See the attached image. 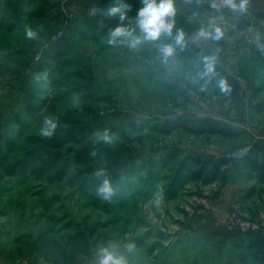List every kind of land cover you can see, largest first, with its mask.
I'll return each mask as SVG.
<instances>
[{"label":"rangeland","instance_id":"rangeland-1","mask_svg":"<svg viewBox=\"0 0 264 264\" xmlns=\"http://www.w3.org/2000/svg\"><path fill=\"white\" fill-rule=\"evenodd\" d=\"M127 2L125 24L134 28L140 0ZM210 2L176 0V28L187 48L165 64L156 42L135 49L106 43L118 19L89 11L119 0H0V264H96L109 243L118 253L134 243L130 264L264 258V248L248 246L255 234L229 225L235 216L264 228V183L249 180L247 162L239 160L264 147V54L251 42L257 33L264 42V0H250L243 15ZM42 6L52 7L45 17L36 14ZM213 22L223 36L204 40L198 33ZM25 25L39 30L38 40L25 39ZM61 38L66 44L56 55L52 47ZM205 56L236 78L239 104L201 78ZM42 72L47 80L38 83ZM47 115L58 117L59 127L46 139L38 130ZM175 117L206 119L239 137L140 128ZM104 128L113 143L95 141L93 133ZM185 153L226 157L228 179L189 184L167 198ZM100 168L116 190L109 201L95 193Z\"/></svg>","mask_w":264,"mask_h":264},{"label":"clouds","instance_id":"clouds-1","mask_svg":"<svg viewBox=\"0 0 264 264\" xmlns=\"http://www.w3.org/2000/svg\"><path fill=\"white\" fill-rule=\"evenodd\" d=\"M186 2H191V0H186ZM197 2L199 3V0ZM249 2L250 0H211L210 7L217 11L226 7L233 13L243 15L247 12ZM140 4L141 7L136 11L134 28L125 24V21L128 20L129 12L132 11V6L127 0H119V3L106 9L93 5L89 11V15L95 17L99 14L118 19V25L111 28L107 33L106 43L108 45L127 44L128 47L135 49L145 42H156L163 62L167 64L169 58L176 53L177 48L181 51L187 48L185 32L182 29L176 28V0H140ZM174 28H176V31L173 36ZM137 29L139 30V34H137ZM23 34L25 39L29 41L39 39V30L34 29L31 25L24 26ZM198 35L204 40H219L223 36V30L213 22L210 23L208 29L202 28ZM162 36L172 38L173 42H161ZM251 42L264 54V42H262L260 33H257ZM203 59L205 67L201 78L207 77L210 80L216 74V58L214 56H205ZM47 75V72L38 73L34 79L38 83L42 80L46 81ZM77 106L82 107L80 104H77ZM58 127V117L54 115L44 116L38 130V135L46 139L51 138L56 133ZM93 136L97 143L111 144L115 140V135L108 128L97 130L93 133ZM92 155H95V153H92ZM94 175L99 180L95 188L96 195L102 200H111L116 194V190L107 175L106 169L100 168ZM157 203H159V198L157 199ZM116 247V245L109 243L99 248L96 264H130L126 254L132 253L136 245L134 243H125L123 245V252L120 253L113 250Z\"/></svg>","mask_w":264,"mask_h":264},{"label":"trees","instance_id":"trees-1","mask_svg":"<svg viewBox=\"0 0 264 264\" xmlns=\"http://www.w3.org/2000/svg\"><path fill=\"white\" fill-rule=\"evenodd\" d=\"M52 8V7H50ZM49 7L42 6L36 10L39 17H45L51 10ZM106 26H110L106 23ZM66 44L65 38H61L55 46L52 47L56 55H60ZM215 76L208 83L216 89L221 90L223 95L233 100L236 104L240 102V86L235 77L225 73L215 65ZM157 121L155 124H141L140 128L149 132L168 136L173 132L182 131L188 135L199 137L202 135L220 136L229 139H236L239 133L233 130L212 124L206 119L194 117H175ZM134 126L136 125L133 124ZM72 138H65L60 141L61 144L72 142ZM239 160L247 162L248 172L245 176L249 180L257 183H264V149L257 154H242ZM230 160L226 157L216 156L214 154H190L185 153L182 160L174 171L170 182L168 183L164 195L169 199L176 198L180 192L189 184L198 183L202 186H209L218 182H225L230 172ZM264 246V236L253 235L251 247Z\"/></svg>","mask_w":264,"mask_h":264},{"label":"built area","instance_id":"built-area-1","mask_svg":"<svg viewBox=\"0 0 264 264\" xmlns=\"http://www.w3.org/2000/svg\"><path fill=\"white\" fill-rule=\"evenodd\" d=\"M230 227L236 228L241 234H257L264 236V228L256 223L241 220L235 216L229 219Z\"/></svg>","mask_w":264,"mask_h":264},{"label":"crops","instance_id":"crops-1","mask_svg":"<svg viewBox=\"0 0 264 264\" xmlns=\"http://www.w3.org/2000/svg\"><path fill=\"white\" fill-rule=\"evenodd\" d=\"M262 149H264V147L260 148V150ZM251 241H252V238H249V243H248L249 247H251ZM251 248L258 249V248H264V246H255ZM252 264H264V258H262L261 256H257L256 258H254V261L252 262Z\"/></svg>","mask_w":264,"mask_h":264}]
</instances>
